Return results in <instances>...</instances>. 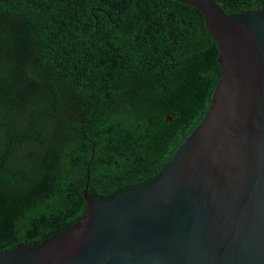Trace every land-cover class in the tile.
Returning <instances> with one entry per match:
<instances>
[{
	"label": "trees",
	"instance_id": "16d2710c",
	"mask_svg": "<svg viewBox=\"0 0 264 264\" xmlns=\"http://www.w3.org/2000/svg\"><path fill=\"white\" fill-rule=\"evenodd\" d=\"M218 53L177 0H0V252L69 227L86 184L109 198L160 174L210 106Z\"/></svg>",
	"mask_w": 264,
	"mask_h": 264
},
{
	"label": "water",
	"instance_id": "95a60500",
	"mask_svg": "<svg viewBox=\"0 0 264 264\" xmlns=\"http://www.w3.org/2000/svg\"><path fill=\"white\" fill-rule=\"evenodd\" d=\"M199 9L221 74L203 118L162 172L109 198L0 264H264V7Z\"/></svg>",
	"mask_w": 264,
	"mask_h": 264
},
{
	"label": "flooded vegetation",
	"instance_id": "af4514ba",
	"mask_svg": "<svg viewBox=\"0 0 264 264\" xmlns=\"http://www.w3.org/2000/svg\"><path fill=\"white\" fill-rule=\"evenodd\" d=\"M166 118L171 120L172 116L167 115ZM166 143H167V146H170L171 145V140L168 139Z\"/></svg>",
	"mask_w": 264,
	"mask_h": 264
}]
</instances>
